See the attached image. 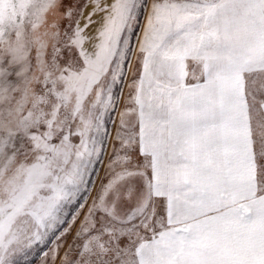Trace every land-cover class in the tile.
<instances>
[{
    "label": "snow or ice",
    "instance_id": "6c2138e0",
    "mask_svg": "<svg viewBox=\"0 0 264 264\" xmlns=\"http://www.w3.org/2000/svg\"><path fill=\"white\" fill-rule=\"evenodd\" d=\"M0 264H264V0H0Z\"/></svg>",
    "mask_w": 264,
    "mask_h": 264
}]
</instances>
